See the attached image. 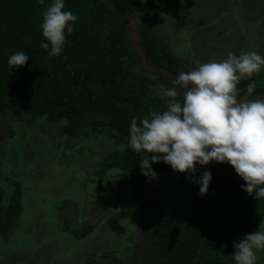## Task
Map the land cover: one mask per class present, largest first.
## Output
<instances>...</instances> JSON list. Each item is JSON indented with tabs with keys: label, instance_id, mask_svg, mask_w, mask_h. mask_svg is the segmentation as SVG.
<instances>
[{
	"label": "rangeland",
	"instance_id": "obj_1",
	"mask_svg": "<svg viewBox=\"0 0 264 264\" xmlns=\"http://www.w3.org/2000/svg\"><path fill=\"white\" fill-rule=\"evenodd\" d=\"M236 2L237 21L251 23L257 36L237 33L235 20L226 12L231 5L222 0H180L173 17L147 6L129 16L125 42L134 55L133 70L151 79V89L159 94L161 86L173 87L178 74L190 71L197 61L224 60L229 52L242 51L264 56V0ZM141 22L178 63L179 73L146 61L138 33ZM250 27L247 30H253ZM258 74L264 77V69ZM62 124L20 108L0 112V206L5 207L14 187L19 191L14 223L0 232V264H155L162 253L144 255L141 246L155 244L148 237H153L161 217L173 222L174 232L179 233L198 192L194 183L169 165L152 164L158 178L144 181V204L138 209L126 172L94 173L104 154L121 148L109 131L87 130L70 137ZM262 221L264 215L258 218L256 230ZM83 227H89L88 232L77 237L74 231ZM257 255V264H264V251Z\"/></svg>",
	"mask_w": 264,
	"mask_h": 264
},
{
	"label": "trees",
	"instance_id": "obj_2",
	"mask_svg": "<svg viewBox=\"0 0 264 264\" xmlns=\"http://www.w3.org/2000/svg\"><path fill=\"white\" fill-rule=\"evenodd\" d=\"M65 9L78 17L74 32L68 35L62 52L50 57L48 43L42 35L45 10L38 0H0V112L20 108L24 113L44 115L50 122L62 121L66 136L109 131L123 149L111 150L94 165L97 176L108 169L128 175L131 199L138 209L143 207L142 187L147 177L140 169L141 153L127 147L133 117L138 122L151 111H162L166 99L150 87L151 79L132 68L134 55L125 42V23L143 7L174 15L178 0H64ZM54 0H45L51 5ZM142 50L152 66L171 74L179 73V65L152 34L148 25L138 27ZM17 51H25L29 59L24 66L9 68L7 61ZM262 78V79H260ZM162 80V78H159ZM256 82L252 95L264 99V77L259 74L238 84L239 96L247 85ZM79 131V132H78ZM168 167L166 163H152ZM151 164V167H152ZM199 177L205 170L212 174L208 191L194 194L180 231L167 218L159 219L152 236L144 243L142 253H162L155 264H235L233 242L256 230L258 218L264 215V198L256 200L241 188L245 183L228 163L197 165ZM154 170V168H153ZM19 209V191L14 187L5 207L0 206V232L13 223ZM139 220V219H138ZM89 230L74 231L82 237ZM164 245L159 249L160 244ZM149 246V247H148Z\"/></svg>",
	"mask_w": 264,
	"mask_h": 264
},
{
	"label": "clouds",
	"instance_id": "obj_3",
	"mask_svg": "<svg viewBox=\"0 0 264 264\" xmlns=\"http://www.w3.org/2000/svg\"><path fill=\"white\" fill-rule=\"evenodd\" d=\"M42 15V35L48 43L50 57L58 56L66 42V32H74L78 17L65 9L64 0H54ZM66 30V32H65ZM29 59L25 51L12 54L9 68L24 66ZM264 69V56L256 51L228 53L224 60L196 62L190 71H181L173 87L161 86L159 94L167 97L162 111H151L147 117H133L127 147L141 153L140 169L149 180L157 179L152 163H166L175 172L200 185L205 195L212 178L205 170L196 176L197 165L212 162L230 164L244 184L241 188L259 200L264 198V99H248L256 88L253 80L239 97L238 84ZM126 147L122 145L123 149ZM235 264H257L259 251H264V221L256 231L233 242Z\"/></svg>",
	"mask_w": 264,
	"mask_h": 264
},
{
	"label": "crops",
	"instance_id": "obj_4",
	"mask_svg": "<svg viewBox=\"0 0 264 264\" xmlns=\"http://www.w3.org/2000/svg\"><path fill=\"white\" fill-rule=\"evenodd\" d=\"M142 2H144L145 3V0H141ZM240 1V0H239ZM179 2H180V0H178V7H177V9H176V11H175V13H174V15L176 14V12H177V10H178V8H179ZM222 2L223 3H227V5L228 6H230L229 8H228V10L226 11L234 20H235V23H234V25H235V29H236V31H237V33L240 35V34H243V33H245L247 36L248 35H250L251 36V34H253L254 36H257V32H256V29L255 28H253V25L251 24V23H249L248 25H244V22H243V20H239V21H237V16H238V14H239V5L237 4V2H236V0H222ZM234 3V4H233ZM148 7V6H147ZM149 8H151V7H149ZM161 12V11H160ZM189 12V11H188ZM165 14V13H164ZM167 15V14H166ZM174 15H167V16H170V17H173ZM237 23V24H236ZM262 23V22H261ZM234 25H233V27H234ZM250 26H252V27H250ZM247 27L249 28H253V30H247ZM264 36V35H263ZM261 38V36L260 37H257L256 38V40H259ZM112 169V168H111Z\"/></svg>",
	"mask_w": 264,
	"mask_h": 264
}]
</instances>
